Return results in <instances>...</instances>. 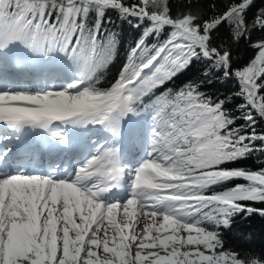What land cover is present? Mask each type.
Returning a JSON list of instances; mask_svg holds the SVG:
<instances>
[{
    "label": "snow or ice",
    "instance_id": "6c2138e0",
    "mask_svg": "<svg viewBox=\"0 0 264 264\" xmlns=\"http://www.w3.org/2000/svg\"><path fill=\"white\" fill-rule=\"evenodd\" d=\"M211 8L0 0V264H264L223 236L264 218V5ZM108 10L140 35L103 87ZM193 62L201 79L167 87ZM228 80L222 98L201 90ZM251 157L258 170L226 166Z\"/></svg>",
    "mask_w": 264,
    "mask_h": 264
},
{
    "label": "trees",
    "instance_id": "16d2710c",
    "mask_svg": "<svg viewBox=\"0 0 264 264\" xmlns=\"http://www.w3.org/2000/svg\"><path fill=\"white\" fill-rule=\"evenodd\" d=\"M169 7L172 11V15L175 16L180 11L189 10V4L191 3L192 11H199L202 14H212V4L217 6V9L222 8L225 0H168ZM257 7L264 5V0H255ZM254 9L249 11V18L252 16ZM111 17L112 23L105 24V27L109 28L117 34L119 40L118 52L114 62L109 65V69L102 80V86L108 87L113 82L120 66L125 60V55L130 44H134L135 40L140 35V31L131 27L126 21H122L117 17V13L112 10L106 12V18ZM260 35L259 32L253 34V38H257ZM234 58L238 59L241 65L246 64L251 58H254V50L241 43L234 49ZM204 65L199 62H193V64L183 73L178 75L171 81L167 87L177 89L189 80H198L202 77L200 73ZM238 85L235 81L228 80L224 83L214 82L211 85L205 84L202 86V91L207 92L214 98L218 95H227L237 89ZM163 90V89H161ZM239 98H234L233 103L226 104V108H233L234 104L240 103ZM260 159H264L261 157ZM227 167L245 166L251 167L253 170H258L261 166L256 157H251L246 160L239 161L235 164L226 165ZM242 180H234L225 185V187L233 186L235 183H243ZM216 190H223V188H217ZM256 207H264V205L256 204ZM225 240V248L236 250L238 252L255 251L257 253H264V218L259 215H252L245 218L244 216H238L235 218L233 227L230 230L223 232Z\"/></svg>",
    "mask_w": 264,
    "mask_h": 264
},
{
    "label": "bare ground",
    "instance_id": "6f19581e",
    "mask_svg": "<svg viewBox=\"0 0 264 264\" xmlns=\"http://www.w3.org/2000/svg\"><path fill=\"white\" fill-rule=\"evenodd\" d=\"M122 196V195H121ZM124 196V195H123ZM123 196L121 198H123Z\"/></svg>",
    "mask_w": 264,
    "mask_h": 264
},
{
    "label": "rangeland",
    "instance_id": "374dc122",
    "mask_svg": "<svg viewBox=\"0 0 264 264\" xmlns=\"http://www.w3.org/2000/svg\"><path fill=\"white\" fill-rule=\"evenodd\" d=\"M124 194H122V196H123ZM122 196H120V197H122Z\"/></svg>",
    "mask_w": 264,
    "mask_h": 264
}]
</instances>
